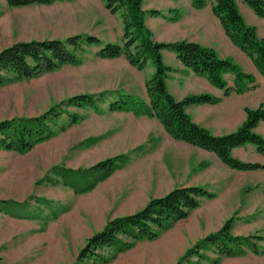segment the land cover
<instances>
[{"label":"rangeland","instance_id":"rangeland-1","mask_svg":"<svg viewBox=\"0 0 264 264\" xmlns=\"http://www.w3.org/2000/svg\"><path fill=\"white\" fill-rule=\"evenodd\" d=\"M104 3L62 0L15 8L0 0V51L20 42L76 36L78 41L95 37L101 46L120 44L122 21ZM181 7L187 14L188 9ZM223 36L217 22L214 37L185 40L227 58L233 55ZM153 39L163 42L154 35ZM98 50L83 43L75 52L77 65H62L29 79L12 80L13 75L6 74L7 81L0 85V123L44 117L52 108L59 115L46 123L54 135L30 151L0 148V203L15 202L22 209L8 212V206H1L0 264H264V255L248 247L232 257L219 256L210 248L200 249L201 257L184 258L229 220L234 236L264 237V184L251 181L247 172L229 171L211 154L173 140L156 119L111 111L110 105L124 95L148 102L145 83L154 67L148 63L138 71L123 57L99 58ZM162 56L167 64L168 55ZM167 84L174 86L175 81ZM78 95L92 96L95 107L66 104ZM236 155L245 162L256 159L249 147ZM110 159H119L117 168L92 190L78 193L65 185L67 171L89 170ZM189 186L204 187L213 197L202 199L197 209L154 240L124 239L132 243L128 250L109 248L99 251L97 260L80 258L87 240L109 220L134 214L151 199ZM252 242L259 250L264 247L262 241Z\"/></svg>","mask_w":264,"mask_h":264},{"label":"trees","instance_id":"trees-1","mask_svg":"<svg viewBox=\"0 0 264 264\" xmlns=\"http://www.w3.org/2000/svg\"><path fill=\"white\" fill-rule=\"evenodd\" d=\"M10 7H27L31 5L49 6L62 0H5ZM259 18H264V0H240ZM191 7L201 10L206 0H190ZM238 0H213L212 15L218 20L225 36L243 52L254 64L264 78V38H259L256 28L248 25L238 9ZM105 9L111 14L120 16L122 21L121 43H107L101 46L95 37H70L65 41H30L16 43L0 51V85L7 81L6 74H12V80L29 79L44 72L57 70L62 65H77L75 55L81 44L99 47L97 56L113 60L123 57L126 62L138 71L148 63L153 65L154 72L145 83L148 102L131 95L121 96L120 100L110 105L111 111L131 112L134 116H146L156 119L164 131L173 140L213 154L226 168L239 172L264 170V165L256 162L241 161L232 156L235 148L251 145L259 155L264 156V137L255 129L264 122V106L256 109L245 108L246 118L242 125L226 135L215 136L208 129L194 123L187 114L186 108L192 105L219 103V99L209 94L187 95L177 100L169 92L167 80L176 71L163 62L162 51L176 55L185 69L196 76L206 79L212 86L223 90L227 96L234 92L242 94L253 87L254 76L243 71L232 58H222L210 47L196 42L180 40L176 42H157L145 24V17H163L158 10H144L143 0H105ZM178 15V13H176ZM72 48V49H70ZM225 74L234 77L233 87H228ZM66 104L75 107L86 105L95 107L92 96L78 95L67 100ZM59 115L52 108L40 118L12 120L0 123V148L5 151L26 153L36 144L54 135L47 122L52 123ZM116 161L110 159L99 162L85 171H67L65 185H71L78 193L92 190L95 185L117 168ZM71 182V183H70ZM213 194L204 187H180L163 197L151 199L140 211L109 220L103 229L92 235L80 251V258L99 257L98 252L113 248L122 252L131 248L132 242L154 240L160 231H165L188 214L197 209L202 199H211ZM8 206V212L22 210L15 202H1ZM232 220L227 221L216 233H212L187 256H200V249H214L223 257H232L248 247L254 254L264 255V247L259 250L252 240L264 242L261 236H234L230 232Z\"/></svg>","mask_w":264,"mask_h":264},{"label":"crops","instance_id":"crops-1","mask_svg":"<svg viewBox=\"0 0 264 264\" xmlns=\"http://www.w3.org/2000/svg\"><path fill=\"white\" fill-rule=\"evenodd\" d=\"M212 2L213 0L209 3L206 0V6L203 9L195 10L191 7L190 0H143L144 10L147 11L156 9L162 12L164 16H147L145 23L147 27L152 30L154 38H159V41L163 42L185 39L190 40L191 38H193L191 40H194L201 35L214 37L217 33L218 21L211 12ZM237 4L239 12L245 22L256 28L259 38H264V18L256 16V14L242 1L238 0ZM182 5L188 9V13L185 15L181 7ZM176 13H178V15H175ZM221 31L223 32L222 28ZM222 41L226 47L229 48L230 55H233L228 57H232V59L241 66L245 73L254 76L255 82L253 87L242 94L232 92L225 96L223 90L212 86L206 79L196 76L191 71L185 69L181 61L174 53L162 51V55H168L166 56V58H168L166 65L176 71L175 73L170 74V76L174 78L169 80V77L167 80V82L175 81V85L171 86L172 88L167 84L169 92L175 99L181 100L185 96L192 94H209L220 100L219 103L215 105H192L186 108L187 114L191 117L194 123L208 129L215 136L226 135L237 130L246 118L244 111L245 108L256 109L260 105L264 106V78L259 74L252 61L236 46H234L225 34ZM231 45H233L234 48ZM162 58L164 60L165 56H162ZM224 79L228 87H233V75L225 74ZM255 132L264 137V122L259 123ZM245 147L253 149L256 159L252 162L264 165V156L259 155L255 148L251 145H245L243 147L233 149L232 156H236L235 158H237L236 152ZM216 160L220 163L217 158ZM228 170L234 171L230 169ZM247 173L246 177L250 178L251 181H254L259 185L264 184V170L251 171Z\"/></svg>","mask_w":264,"mask_h":264}]
</instances>
